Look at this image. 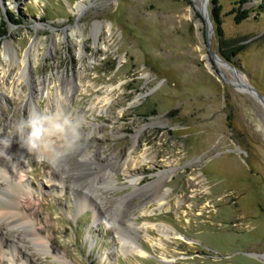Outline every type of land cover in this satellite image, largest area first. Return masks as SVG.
I'll use <instances>...</instances> for the list:
<instances>
[{
  "label": "rangeland",
  "instance_id": "1",
  "mask_svg": "<svg viewBox=\"0 0 264 264\" xmlns=\"http://www.w3.org/2000/svg\"><path fill=\"white\" fill-rule=\"evenodd\" d=\"M219 1L225 37L243 47L238 75L223 64L217 69L209 54L206 25L195 6L201 0H0V21L6 18L8 28L0 46L5 50L10 41L20 57L37 54L19 95L2 90L15 86L11 77L18 65H7L5 77L0 60V136L10 135L32 108L27 96L39 80L50 79L54 101L59 82L79 77L71 109L85 116L87 126L71 153L91 149L99 156L82 171L70 165L75 183L90 189L82 190V207L80 188L64 187L53 175L56 168L27 159L22 175L31 190L21 203L40 207L27 212L62 259L18 226L20 237L3 239V264H264V104L227 81L251 84L264 95V0ZM240 6L252 11L242 23L235 20ZM212 47L219 52L215 31ZM111 87L112 104L100 113L93 106ZM40 103L41 109L56 106L48 96ZM140 130L134 154L151 158L133 170L143 178L139 187L163 170L174 171L162 185L163 207L136 191L123 168L110 162L129 156ZM12 146L20 147L15 140ZM111 170L118 179L113 184L105 175ZM102 207L117 210L120 229L100 214ZM128 218L137 228L165 224L171 238L155 246L158 231L149 229V239L142 227L128 229ZM124 234L136 235L150 255L125 254Z\"/></svg>",
  "mask_w": 264,
  "mask_h": 264
},
{
  "label": "bare ground",
  "instance_id": "2",
  "mask_svg": "<svg viewBox=\"0 0 264 264\" xmlns=\"http://www.w3.org/2000/svg\"><path fill=\"white\" fill-rule=\"evenodd\" d=\"M195 6L197 10L204 11L203 5H200L197 3L195 4ZM197 25L201 26L202 21L197 20ZM78 31L79 30L76 29L74 33H77ZM212 32L213 31H211V34ZM4 45H5L4 47L5 50H3V48L0 46V60H1L3 67L5 68V71H4L5 77H8V74H7L8 71L6 70L7 65L14 66V64H17L18 69H17V73H15L14 78L11 77V80L15 83V86L10 87L7 84V88H3L2 90L5 92L13 91L14 94L19 95L20 92H24L23 82L24 80L29 78L30 70L33 67V62H31L32 61L31 58L37 59V54H35L34 52H31L30 50V51H27L24 57H20L18 54V50L15 49L12 42L7 41L5 42ZM213 61L216 62L217 69L221 68L220 67L221 62L214 60V59ZM213 61L212 59L208 60L211 67L215 64ZM212 69L214 70L213 67ZM67 81L68 82L66 83V85H63L59 82V86L57 87L55 98L53 101V98H52L53 88L51 87L52 83L50 79L44 78V79L39 80L38 83L34 84L35 88L32 89V91L27 96L29 106L31 107L35 106V107L41 108L40 100L48 96L50 98V101L55 103V105L57 103H62V104H66V106H68L69 108H72V104L76 96L75 93L79 90L80 86H82V81H81V78L79 77L71 79V80L69 78L67 79ZM227 81L229 83L236 85L240 90L247 91V88L243 84H241L239 81H235V80H232V81L227 80ZM112 93H113L112 87L107 89L103 97L96 99L98 102L94 104L93 108H95V110H98L100 113L107 112L109 110V107L107 106L108 105L110 106V104H112L111 102ZM140 99H141V95H139L132 104H136L137 102L140 101ZM94 133H97V132H94ZM140 134H141V130L135 136L133 148L131 149V152L129 153V156L127 158H125L124 160H118V159H112V158L111 160L110 159L108 160H110V162H112V164L115 165L116 170L118 169L117 166H120V168H123L122 170L126 173V178L128 179V182H130L132 185L136 187V191L140 192V194H142L148 200L158 201L161 207H163V205H165V202H166L167 191L162 192V185L164 184L167 178H170L172 176L174 171L173 169L163 170L157 174L158 177L152 184H149L144 187H139L143 178L140 175L135 174L133 170L136 169L140 165L146 164L147 162L150 161V158H151L148 153H144L143 155H141V157L140 156L137 157L134 154L135 146L140 141ZM95 151L88 149L86 153L78 154V155H76L77 153L76 154L69 153L64 159H62L58 163L53 173L54 177H57L60 183L64 187L71 185L72 189L76 191H78V188H80V191L84 189H88L86 188L85 183L84 184L75 183L74 178L75 177L77 178V173L76 172L71 173L70 165H75V166L78 165L81 171L84 170L85 167L90 168L89 166L93 164V162L92 163L89 162L90 159H92L93 157L95 158L97 156V154H95L96 153ZM8 152L12 157L11 160L7 161L8 159L0 157V176L4 178V181L0 183V254L2 255L5 254V252L3 251V244H4L3 239L6 242L8 240V239H5L6 236H12L14 234H17V236L20 237L21 232H17L14 229L18 226H22V227L24 226L29 229L31 239L34 242H36L37 245L40 246L43 250H45L46 253H51L56 258L62 259V254L60 253V251L53 244H51L48 239H45L44 237L41 236L34 222L35 218L33 219V217L29 215L27 212L28 211L27 209L33 210V208L36 207L33 204L34 201L28 204L27 206L28 208L26 206H23V204L21 203V197L23 195L29 194L31 190L30 189L31 187L26 183L22 175V172L24 171L25 164L28 161L27 159H29V157L34 158V155L28 153L25 149L21 147H16V146H12V148L9 149ZM105 175L107 176L106 178L108 179V181L110 183L112 182V184L113 182L115 183L118 180L117 173L114 174L112 170L109 172H106ZM97 179H100V178L97 177L93 179L95 183H97ZM79 196H80L79 206L80 207L85 206L87 202L86 192L84 191L80 192ZM36 208L38 212L41 211L40 207H36ZM103 208L105 207H102V210H100V214L104 211L107 217L110 218V221L114 223L115 227L119 228V225L121 223L119 224V222H117L116 220V218L119 216L118 214H116L117 210L113 212L112 209H103ZM96 218L99 219V213L96 214ZM126 221H127V224L125 223L124 224L126 225V227L128 226L129 227L128 229H131V231L133 232L134 231L137 232V229L142 227L145 230V234L149 239H151V234L149 232V229H156L158 233L161 235V237L159 238V240H156L153 244L160 248L164 246L163 238H171L169 236L168 229L165 224L146 222L141 227L137 228L136 223L134 220H132V218H128ZM121 237H122V242H123L121 247L125 254L126 253L129 254V252H131V253L138 254L143 257L150 255L149 251L143 247V245L138 240L136 235L130 234L129 236V235L124 234ZM174 237H177V234H175ZM164 259L166 262L175 261V259H168L167 257H165ZM0 264H3V261L0 260Z\"/></svg>",
  "mask_w": 264,
  "mask_h": 264
},
{
  "label": "clouds",
  "instance_id": "3",
  "mask_svg": "<svg viewBox=\"0 0 264 264\" xmlns=\"http://www.w3.org/2000/svg\"><path fill=\"white\" fill-rule=\"evenodd\" d=\"M86 126L85 116L66 104L43 109L33 106L13 124L10 135L0 136V157L12 159L8 150L15 140L37 162L56 168L81 143Z\"/></svg>",
  "mask_w": 264,
  "mask_h": 264
},
{
  "label": "trees",
  "instance_id": "4",
  "mask_svg": "<svg viewBox=\"0 0 264 264\" xmlns=\"http://www.w3.org/2000/svg\"><path fill=\"white\" fill-rule=\"evenodd\" d=\"M258 1H263V0H258ZM246 2H247V0H242L239 2V4L244 5ZM261 7H263V6H261ZM241 9H242V7L234 10L237 13L235 16V20L238 23H242L245 19L249 18L250 14L252 12L249 9H244V10H241ZM210 11H211L212 20H213V23L215 26V32L217 35V39H218L219 53L230 64L237 67V65L239 63L237 60V57L239 54L242 53L243 47L232 43L230 39L225 37L224 29H223V22H224L223 21V16H224L223 15V6H222V4H220L219 0H212V5L210 8ZM11 15H12V13H10V20H11V22H13L14 20L11 17ZM15 22L18 23V21H15ZM7 29H8L7 28V22H6V18H5V19H2V21H0V38L7 35Z\"/></svg>",
  "mask_w": 264,
  "mask_h": 264
},
{
  "label": "water",
  "instance_id": "5",
  "mask_svg": "<svg viewBox=\"0 0 264 264\" xmlns=\"http://www.w3.org/2000/svg\"><path fill=\"white\" fill-rule=\"evenodd\" d=\"M201 1H202V5L204 7V11L203 10H198V11L200 12L201 17H203L204 23L206 25V32H207L206 42L208 45L209 54L212 57V59L221 62V64H223L226 68L230 69L235 75H238L236 67L233 66L232 64H230L227 60H225L221 56V54L219 52L215 51L212 47L211 31H213V33L215 31V26H214L212 16H211V11H210V8H211L210 4H211L212 0H201ZM225 80H226V78H225ZM246 88H248L247 90L252 92L253 95L258 100H260V102H262L264 104V95L261 94V92H259L253 85L248 84V83L246 84Z\"/></svg>",
  "mask_w": 264,
  "mask_h": 264
}]
</instances>
